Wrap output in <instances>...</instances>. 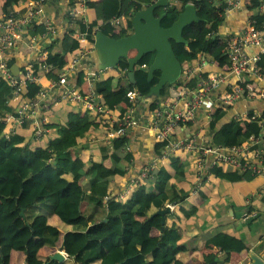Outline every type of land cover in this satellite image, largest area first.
I'll use <instances>...</instances> for the list:
<instances>
[{"label": "trees", "instance_id": "obj_1", "mask_svg": "<svg viewBox=\"0 0 264 264\" xmlns=\"http://www.w3.org/2000/svg\"><path fill=\"white\" fill-rule=\"evenodd\" d=\"M2 1L5 16L16 14L13 8L21 0ZM189 1L171 0V4L166 9H157V17L166 14L162 26L166 29L171 28ZM194 1L198 16L204 22L193 23L184 29L183 36L188 41L187 45L172 41L175 54L182 64H192L199 55L203 54L220 69H224L229 63L224 53L225 44L220 35L225 12L222 7L210 5L209 0ZM74 3L75 0H72L70 5ZM152 3L153 0H103L95 4L97 21H102V24L98 22L86 24L78 20L77 27L90 40L94 39L98 31L118 38L112 20L116 17H126L128 24L122 28L119 37L130 36L133 33L134 13L146 9ZM90 4L91 2L89 6ZM259 5L260 3L256 2L253 7ZM252 19L256 21V27L262 30L264 17L253 16ZM28 31L32 38L45 34L46 28L43 24H33ZM79 47L78 40L71 45L66 39L53 40L45 50L47 52L45 63L53 69L48 73L50 78L58 80V76L53 71H61L66 64V56ZM149 57L150 55L145 56L138 63L134 83L128 76L129 63L123 59L119 68L124 71V76L119 83H116L114 78H110L96 84V93L102 96L103 105L109 109L119 108L120 116H123L132 107L127 98L128 92L137 91L143 97L158 84L161 73L157 72L154 80L148 82V70L143 69ZM33 65L34 69L38 70V63L35 62ZM12 66L13 64L9 63V68ZM258 66L264 74V58ZM79 83H83L82 78H79ZM192 85L194 83L188 86L193 87ZM173 86L167 84L161 91V97L166 99ZM15 90V87L0 79V241L6 242L0 247V264H5L6 258L12 251L28 254L26 264H45V261L29 255L30 244L33 240H41L46 247L51 249L58 247L61 233L58 227L49 224V219L57 216L67 225L78 220L79 211L71 206L69 200V196L78 194L84 195L82 204H87L83 216L93 211L103 224L95 227L78 224L64 235L61 249L67 253L75 250L74 256L68 253L66 263L189 264L185 263L181 256L189 247L184 242L186 227L181 222L180 214L174 212L167 215L166 219L176 217V220L170 222L168 219L165 225L162 217L156 215L159 210H164L168 206L180 207L179 211L185 219L197 215L198 208L187 201L190 192L173 182L184 180L180 175L187 171L188 162L173 158L170 169L160 164L143 180V183L140 184L139 181L127 202L112 198L108 202L107 210L100 209L98 205L106 197L109 198V183L101 180V164L94 163L86 170L74 157L73 150L77 147L78 141L92 128L98 127L101 122L93 120L88 113L72 110L65 123L48 125V128H55L58 131L55 140L50 141L47 147L43 145L33 147L32 143H26L20 134L4 133L3 118L13 110L9 106V101L14 97ZM40 90L38 84L31 83L27 87L26 97L34 99ZM153 107H156L155 104ZM228 109L230 108L220 106L211 118L210 128L215 131L214 144L242 145L252 136L261 133L260 123L264 122V114L257 116L253 112L249 114V120L235 119L219 126L227 116ZM165 148V142L158 143L159 158ZM110 158L113 161L111 171L117 175H126L125 166L131 164L133 156L129 153L124 158L118 155H112ZM211 173L217 179L231 184L253 179L249 173L226 172L222 168H213ZM86 177L89 179L88 191L82 184V180ZM22 211L25 216H21ZM252 211L254 209L249 208V213ZM256 220V218L251 219L249 225ZM245 240L243 237L238 238L218 232L206 240L205 247L218 249L221 253V256L218 253L213 255L215 264H228L233 255L249 252L252 249V244ZM50 264L61 263L52 261Z\"/></svg>", "mask_w": 264, "mask_h": 264}, {"label": "crops", "instance_id": "obj_2", "mask_svg": "<svg viewBox=\"0 0 264 264\" xmlns=\"http://www.w3.org/2000/svg\"><path fill=\"white\" fill-rule=\"evenodd\" d=\"M71 1L72 0H48L43 6L45 15L51 20L55 29L54 36L48 34L46 30L45 34L31 38L28 27V29L21 34L14 48L0 50V61L5 60L8 64L12 63L13 66L11 69L13 71L14 68L19 77L23 76L25 67L34 66L33 63L37 62V84L47 87L45 97H41L40 95L35 97V101H39L40 103V110L37 116H31L22 124L18 123L13 116L17 114L24 103L30 102L32 99L26 97L27 87H23L21 94H14L12 100L9 101V106L13 110L3 118L4 133L6 135H11L13 133L20 134L24 137L25 142H31L33 147L40 145L47 147L50 141L58 137V131L55 128H49L47 138H36V122L38 119L45 120L48 125L65 123L69 112L76 110L83 114L88 113L93 120L99 123L101 122L98 127L92 128L84 138L78 141L77 147L73 150V155L78 159V163L86 170L90 169L94 163L101 164V180L109 183V198L106 197L98 207L107 210L110 199L115 198L116 200H121V202H127L131 198L134 188L140 181V174L144 167L156 163V168H158L160 164H163L170 169L172 161L163 160L157 156V145L159 142L156 139V130L153 124L154 111L156 109L153 105L158 99L154 100L155 97L148 98L145 95L141 98L139 103L133 108L132 113L137 123L136 128L131 130L123 140L113 141L110 140L108 135V120L106 117L101 115L100 117L99 114L88 111L82 103H75L67 98L61 97L64 91L63 87L56 88L53 86V82L50 80L51 78L47 74L48 72L45 68L47 58V55H45L47 52L45 50L54 39H60L62 41L66 39V42L71 45L78 40L79 34L82 33L78 27H71L69 25L67 13ZM101 1L103 0H90L91 4L83 18L86 24H92L93 22H98L100 25L102 24V21H97L95 9V4ZM158 1L159 0H153L152 4ZM32 2L34 1L21 0L14 6L13 10L17 15L26 17ZM256 2L260 3V5L254 8L253 5ZM189 3L196 5L194 0H190ZM170 4L171 0L169 2V5ZM160 8L166 9L167 7ZM2 9L3 1L0 0V17L4 16ZM253 16L264 17V0H241L239 7L225 14V21L220 29L221 37L225 38L229 34L244 32L249 24V20ZM112 24L115 27V33L118 38H120L119 33L122 28L127 26L128 19L126 17H116L112 20ZM262 30H264V25ZM95 39L96 35L94 39L81 44V46L84 47L83 57L76 66L75 72L69 75V84L66 85L75 88L78 93L86 97L96 92V84L98 82L114 78L115 82L119 83L124 76V71H122L119 66L117 68L108 66L110 57L108 54L96 50ZM259 50V48L252 46L248 48L247 53L253 56L257 54ZM76 51L66 56V64L74 58ZM135 54V52H132L130 57L135 56ZM149 55L148 61L143 65V69H147L148 72L149 67L153 63H151V58L154 57V54ZM206 62H208V64H206ZM182 66V76L175 84H172L174 86H188L191 83H194L192 86H200L211 74L223 73V69H220L216 63L212 62L203 54L199 55L194 63H184ZM53 72H55V75L59 76L61 71ZM79 78H82L83 83H79ZM237 82V78L231 75L228 77L226 84H223L222 87L211 92L207 102L199 108L194 124L191 127H186L183 130L177 131V137L182 139L188 137L189 134L199 132L208 146L213 148L219 146L213 142L215 131L210 128L211 118L215 110L220 108L218 100L220 94L228 89L226 86L234 85ZM251 82L253 83L251 86H256L257 89L264 92V80L252 78ZM174 86L171 88L169 96L166 99L163 98L164 100H168L174 96ZM180 108H184L183 103H181ZM110 110L115 116H120L121 111L119 108ZM251 112L257 116L264 114V97L258 99L246 97L241 99L228 109L227 116L220 122L219 126L235 119H246L245 117ZM260 125L264 132V123L261 122ZM129 153L133 156V160L129 166H125L127 174L123 176L114 174L111 171L113 161L110 157L112 155H118L124 158ZM106 156H108V159H106ZM177 157L183 162H188L189 167L186 172L180 175L184 178L183 181L173 182L178 187L190 192V197L187 201L198 208L197 215L191 219H185L183 217L182 213L179 211L180 207H173L172 210V213L176 212L180 214L182 217L181 222L186 227L184 242L189 248H187L186 252L182 253V260L189 264H215L213 255L218 253L219 256H221V253L218 249L206 248L205 243L212 235L223 232L238 238L243 237V239H246L245 241L251 243L253 246L249 252L233 255L231 262L228 264H253L250 257L251 254L257 255L264 261V229L260 227L253 228L254 223L256 225H264L262 220V216L264 215V175L253 177V179L248 182L243 181L231 184L217 179L215 175L211 173L212 168L210 166L198 168L195 154L180 153ZM221 168L226 172L237 171L235 168L227 165L221 166ZM88 180L87 177L82 180V184L87 191L89 184ZM83 199V194L69 196L71 206L79 211V219L72 224L67 225L63 223L57 216L49 219V224L58 227L61 233L58 247H56V249H51L46 247L41 240H33L30 244L29 255L37 257L46 263L49 262L51 256L57 252H61L66 257L63 263L68 261V253L72 256L75 255V250L67 253L61 249L64 235L72 231L73 227L78 224H84L88 227H95L103 224L98 215L93 211L83 216L87 207V204H82ZM249 208H253L254 211L249 213ZM255 214L256 216H254ZM253 218L257 220L249 225L250 220ZM172 220H176V217L169 219L170 222ZM5 243V241H0V247ZM257 252H260V254ZM27 259L28 254L12 251L10 256L6 258L5 264H26Z\"/></svg>", "mask_w": 264, "mask_h": 264}, {"label": "built area", "instance_id": "obj_3", "mask_svg": "<svg viewBox=\"0 0 264 264\" xmlns=\"http://www.w3.org/2000/svg\"><path fill=\"white\" fill-rule=\"evenodd\" d=\"M48 0H34L26 17L13 14L0 17V50H9L16 46L21 34L33 24H43L48 34L54 36L55 29L51 20L45 15L43 6ZM90 0H75L74 5L69 6L68 19L71 27H77V21L82 20L89 7ZM241 0H209L210 5L222 7L225 14L240 6ZM90 40L86 34L80 33L78 36L79 48L72 60L68 61L61 70L58 80L50 79L54 87H63L61 95L75 103H82L88 111L94 112L107 118L108 135L110 140H123L131 130L136 128L137 123L132 116L133 108L141 100V95L137 91H130L127 94L129 103L132 105L129 112L123 116H115L111 110L101 102L102 96L96 92L87 97L78 93L75 88L68 87L69 75L75 72L76 66L83 57L84 47L81 44ZM225 44L224 53L228 57V65L223 69V73L211 74L200 86H175L174 96L168 100L160 97L156 102L153 124L156 130L158 142H165L166 148L161 156L164 160L172 161L178 158L180 153H190L196 155V165L198 168L210 166L221 168L227 165L235 168L241 174L249 173L253 177L264 175V132L258 136H252L242 145L217 146L216 148L207 145L203 136L199 132L189 134L186 138H178L177 131L186 127H191L196 119L199 108L203 106L211 92L226 84L229 76L237 78L238 82L220 94L219 106L230 108L243 98H263L264 92L251 86V79L264 80L259 62L264 58V30L256 27V21L249 20V24L244 32L229 34L222 39ZM252 46L259 48V52L253 56L248 55L247 50ZM45 55H47L45 53ZM47 59V58H46ZM208 64V62H206ZM46 71H52V67L45 65ZM47 73V74H48ZM0 79L5 80L10 86L15 87V95L21 94L23 87L29 84H37L38 70L34 66H27L22 77H16L9 64L5 60L0 61ZM250 80V81H248ZM39 85V84H38ZM40 86V85H39ZM38 95L46 96V86H40ZM181 103L184 108H180ZM39 106V107H38ZM40 110L39 101L24 103L17 114L15 120L22 124L31 116L36 117ZM244 120H249V115ZM241 120V119H240ZM264 123V122H262ZM36 138L44 139L48 137L49 128L45 120L38 119L36 122ZM156 169V163H152L143 168L140 174V184L145 178ZM172 210H173V206ZM256 216V214L254 215Z\"/></svg>", "mask_w": 264, "mask_h": 264}, {"label": "water", "instance_id": "obj_4", "mask_svg": "<svg viewBox=\"0 0 264 264\" xmlns=\"http://www.w3.org/2000/svg\"><path fill=\"white\" fill-rule=\"evenodd\" d=\"M169 2L170 0H159L146 9L135 12L132 17L133 33L130 36L113 38L102 32H97L95 39L96 50L106 53L110 57L108 66L117 68L123 59L128 61L129 78L132 83L135 82L136 65L145 56L154 54L153 63L149 67L148 82L153 81L156 72H160L161 76L158 84L146 95L148 98L155 97L154 100L160 98L161 91L167 84H175L183 73L182 63L175 54L172 41L187 45L188 41L183 36L184 29L193 23L204 22L198 16L196 5L187 3L185 10L172 27L164 28L162 21L166 14L157 17L156 9L168 7ZM132 52L136 54L130 57ZM13 73L19 77L14 68ZM171 213L172 207L168 206L164 210H159L156 215L162 217L165 225L166 216ZM21 216H25L24 211H22ZM250 257L253 264H264V261L257 255L251 254ZM65 259L66 257L61 252H57L45 264H50L52 261L63 263Z\"/></svg>", "mask_w": 264, "mask_h": 264}, {"label": "rangeland", "instance_id": "obj_5", "mask_svg": "<svg viewBox=\"0 0 264 264\" xmlns=\"http://www.w3.org/2000/svg\"><path fill=\"white\" fill-rule=\"evenodd\" d=\"M153 59H154V57L153 58H151V63L153 62ZM262 220H263V222H264V215L262 216ZM242 224V223H241ZM258 227H260V228H263L264 229V225H261V224H259V225H256L255 223L253 224V228H258ZM247 229H248V227H247ZM258 254H260V252H257Z\"/></svg>", "mask_w": 264, "mask_h": 264}]
</instances>
